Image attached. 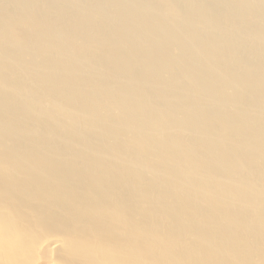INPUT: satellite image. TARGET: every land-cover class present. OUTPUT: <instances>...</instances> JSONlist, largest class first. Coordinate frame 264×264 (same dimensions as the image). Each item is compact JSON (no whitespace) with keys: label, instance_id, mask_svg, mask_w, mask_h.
<instances>
[{"label":"bare ground","instance_id":"bare-ground-1","mask_svg":"<svg viewBox=\"0 0 264 264\" xmlns=\"http://www.w3.org/2000/svg\"><path fill=\"white\" fill-rule=\"evenodd\" d=\"M39 231L264 264V0H0V263Z\"/></svg>","mask_w":264,"mask_h":264},{"label":"rangeland","instance_id":"rangeland-1","mask_svg":"<svg viewBox=\"0 0 264 264\" xmlns=\"http://www.w3.org/2000/svg\"><path fill=\"white\" fill-rule=\"evenodd\" d=\"M80 228H78V229L80 230ZM52 232H56V231L52 230ZM32 234H37V235L34 236L35 238L32 237V240H30L31 242H27V243L22 244L21 251L18 254L19 255L18 261H17V257H16V260L10 264H49L53 260L56 262V264H58V261H59V263L61 261V264H62V261L64 264L75 263V259L73 258L75 256L72 254L71 248H69V246H67V242H66V245L61 244L60 247L59 246L53 247V246L49 245V243H51V242H49V240L56 241L60 237V234L52 233V234H56V236L55 235L52 236L51 233H48L46 231L34 232ZM32 234H30V235L33 236ZM103 235L104 234H100V235H98V237H103ZM68 237L69 236L62 234L61 240L65 239V238L70 239V237L69 238ZM67 239H65V241H68ZM66 246L68 247V248H66L67 251L65 250ZM52 247L54 248V250ZM0 249H1V247H0ZM58 250H59V252H57ZM53 251H56V252L52 253ZM64 251H66L68 253L64 254ZM65 255H67V256L71 255L72 258L71 257L70 258L72 259V263H70L71 259L69 257H66ZM16 256H17V253H16ZM51 258H53V259H51ZM47 259H48V261H47ZM58 259H60V260H58ZM103 260H105V261L107 260V257L105 255H102L100 257V262H102Z\"/></svg>","mask_w":264,"mask_h":264}]
</instances>
